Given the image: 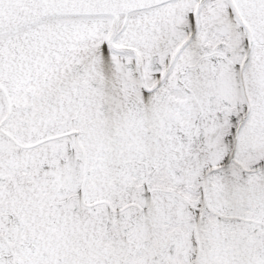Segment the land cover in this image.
<instances>
[{
  "label": "snow or ice",
  "instance_id": "snow-or-ice-1",
  "mask_svg": "<svg viewBox=\"0 0 264 264\" xmlns=\"http://www.w3.org/2000/svg\"><path fill=\"white\" fill-rule=\"evenodd\" d=\"M0 264H264V0H0Z\"/></svg>",
  "mask_w": 264,
  "mask_h": 264
}]
</instances>
